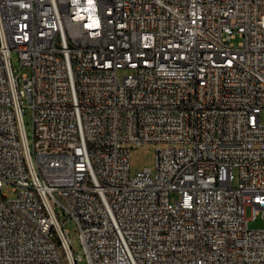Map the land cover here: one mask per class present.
Here are the masks:
<instances>
[{
    "label": "built area",
    "instance_id": "2783aa9c",
    "mask_svg": "<svg viewBox=\"0 0 264 264\" xmlns=\"http://www.w3.org/2000/svg\"><path fill=\"white\" fill-rule=\"evenodd\" d=\"M263 115L264 0H0V264H264Z\"/></svg>",
    "mask_w": 264,
    "mask_h": 264
},
{
    "label": "rangeland",
    "instance_id": "374dc122",
    "mask_svg": "<svg viewBox=\"0 0 264 264\" xmlns=\"http://www.w3.org/2000/svg\"><path fill=\"white\" fill-rule=\"evenodd\" d=\"M241 40L240 37L233 39V41L238 44ZM12 58V66L14 67L17 74L23 76L24 74L31 75L32 70L28 66H24L21 63L19 58V54L17 52H13L11 55ZM126 70L120 71V74L125 73ZM264 117V115H263ZM24 124L26 128V134L28 138V142L30 147L34 152V141H35V123H34V111L32 107L26 106L23 113ZM159 144L155 143H145L142 145H130V173L132 176L136 175L138 171L144 170L145 168H150L152 171H155L156 168V148ZM236 180L234 181V185L238 184V172L236 171ZM3 192L8 194L10 198H15L17 196V192L14 190V185L11 183H7ZM172 200H176L179 198L177 193L171 194ZM56 210L60 214L59 217L62 221L66 220L65 227L68 229V234L71 239L72 248L74 253L77 256H81L79 260V264H90L89 258L87 256L82 238L80 233V228L77 222L74 219L67 218L64 210L61 207H57ZM247 215L251 214V210L247 209ZM249 226L251 229H264V214H260L256 219L251 220L249 222Z\"/></svg>",
    "mask_w": 264,
    "mask_h": 264
}]
</instances>
